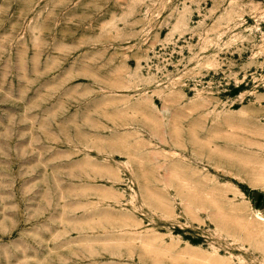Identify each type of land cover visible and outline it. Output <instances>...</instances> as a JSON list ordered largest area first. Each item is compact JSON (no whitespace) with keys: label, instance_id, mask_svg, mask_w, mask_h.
Wrapping results in <instances>:
<instances>
[{"label":"rangeland","instance_id":"374dc122","mask_svg":"<svg viewBox=\"0 0 264 264\" xmlns=\"http://www.w3.org/2000/svg\"><path fill=\"white\" fill-rule=\"evenodd\" d=\"M194 118L196 202L156 205L121 166ZM107 188L147 264H264V0H0V264H143Z\"/></svg>","mask_w":264,"mask_h":264},{"label":"crops","instance_id":"0c3cea01","mask_svg":"<svg viewBox=\"0 0 264 264\" xmlns=\"http://www.w3.org/2000/svg\"><path fill=\"white\" fill-rule=\"evenodd\" d=\"M179 121L182 122L181 119ZM186 122H184V125ZM200 121L190 119L188 129L185 127L178 128V139L167 141L165 149L161 153H155L148 151L143 155H137L136 163L123 165L122 171L124 172H146L149 174L147 178H151L147 183L149 189H153L156 192H152L153 198H156V205L168 204L169 196L166 191L170 189L175 190V196L178 203H195L196 196L194 195V201L187 197L185 187L179 181L173 183L171 186V174L176 178L185 170L186 159L190 157L191 160H197L200 155L201 140L197 139V135L200 134ZM181 136H191L190 139H182ZM166 143V142H165ZM144 160V163L142 162ZM161 173V179L154 181L153 174ZM152 175V176H151ZM151 176V177H150ZM188 198V202L186 200ZM128 201L125 193L115 191L107 188L103 190L98 197V203L105 207L104 210L99 212L100 219L104 221L105 226L112 227L117 226L124 230L130 229L138 233L136 236V252L135 263L147 264L149 258L146 253L151 251L153 248V237L152 235L148 239V232L143 230L145 225L144 218L137 216L125 209V202ZM154 204V203H153ZM118 206L113 209V206ZM143 230V231H142ZM125 264V263H121Z\"/></svg>","mask_w":264,"mask_h":264},{"label":"bare ground","instance_id":"6f19581e","mask_svg":"<svg viewBox=\"0 0 264 264\" xmlns=\"http://www.w3.org/2000/svg\"><path fill=\"white\" fill-rule=\"evenodd\" d=\"M258 219H259V220H263V217L260 216V217H258Z\"/></svg>","mask_w":264,"mask_h":264}]
</instances>
